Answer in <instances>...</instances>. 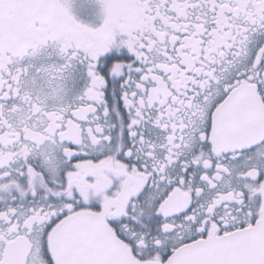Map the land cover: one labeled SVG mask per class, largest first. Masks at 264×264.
<instances>
[{
    "label": "snow or ice",
    "instance_id": "1",
    "mask_svg": "<svg viewBox=\"0 0 264 264\" xmlns=\"http://www.w3.org/2000/svg\"><path fill=\"white\" fill-rule=\"evenodd\" d=\"M0 264H264V0H0Z\"/></svg>",
    "mask_w": 264,
    "mask_h": 264
}]
</instances>
